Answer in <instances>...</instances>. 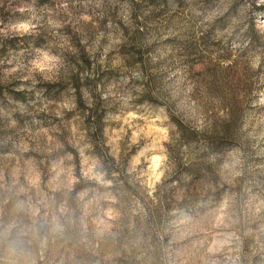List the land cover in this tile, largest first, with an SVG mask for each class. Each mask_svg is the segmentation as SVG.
Wrapping results in <instances>:
<instances>
[{
	"label": "clouds",
	"instance_id": "clouds-1",
	"mask_svg": "<svg viewBox=\"0 0 264 264\" xmlns=\"http://www.w3.org/2000/svg\"><path fill=\"white\" fill-rule=\"evenodd\" d=\"M126 185L163 264H264V0H0V264H73Z\"/></svg>",
	"mask_w": 264,
	"mask_h": 264
},
{
	"label": "rangeland",
	"instance_id": "rangeland-1",
	"mask_svg": "<svg viewBox=\"0 0 264 264\" xmlns=\"http://www.w3.org/2000/svg\"><path fill=\"white\" fill-rule=\"evenodd\" d=\"M217 2L218 0H200L201 4L209 6H214ZM120 202L123 210L119 228L112 229L116 233L114 237H109L106 240L94 239L88 249H85L84 245L75 246V241L67 243L66 247L70 249L69 254L74 257L73 264H90L91 260L100 259L116 250H122L125 245L132 253L130 258H126L127 254L121 252V256L113 257L112 261L101 260V264H163L159 258L161 253L157 247V241L173 219L168 215L171 209L165 205L158 208L144 206V210L141 212L138 205L142 206L144 202L138 192L128 185L120 194ZM173 231L169 229L168 235L163 237L165 245ZM92 246H95L99 256L92 255ZM183 250V241L173 240L169 249L170 254L175 255ZM141 253H143L142 256ZM136 256H141V259H135Z\"/></svg>",
	"mask_w": 264,
	"mask_h": 264
}]
</instances>
